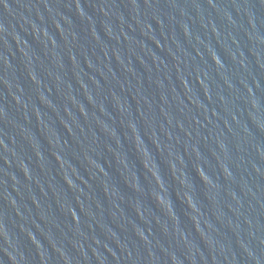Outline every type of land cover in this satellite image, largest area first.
<instances>
[{"label": "water", "instance_id": "1", "mask_svg": "<svg viewBox=\"0 0 264 264\" xmlns=\"http://www.w3.org/2000/svg\"><path fill=\"white\" fill-rule=\"evenodd\" d=\"M0 53L111 264H264V0H0Z\"/></svg>", "mask_w": 264, "mask_h": 264}]
</instances>
